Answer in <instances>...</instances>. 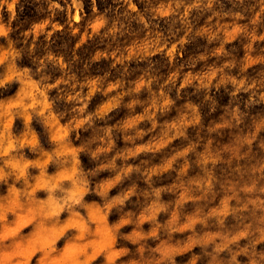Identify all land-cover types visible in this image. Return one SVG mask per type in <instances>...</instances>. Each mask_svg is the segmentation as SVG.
<instances>
[{
	"label": "rangeland",
	"instance_id": "1",
	"mask_svg": "<svg viewBox=\"0 0 264 264\" xmlns=\"http://www.w3.org/2000/svg\"><path fill=\"white\" fill-rule=\"evenodd\" d=\"M0 264H264V0H0Z\"/></svg>",
	"mask_w": 264,
	"mask_h": 264
}]
</instances>
